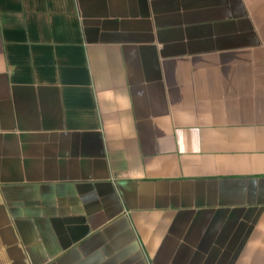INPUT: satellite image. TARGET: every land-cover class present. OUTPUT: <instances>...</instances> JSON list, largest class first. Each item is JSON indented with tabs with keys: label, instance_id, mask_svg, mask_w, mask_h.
I'll list each match as a JSON object with an SVG mask.
<instances>
[{
	"label": "crops",
	"instance_id": "crops-1",
	"mask_svg": "<svg viewBox=\"0 0 264 264\" xmlns=\"http://www.w3.org/2000/svg\"><path fill=\"white\" fill-rule=\"evenodd\" d=\"M0 264H264V0H0Z\"/></svg>",
	"mask_w": 264,
	"mask_h": 264
}]
</instances>
